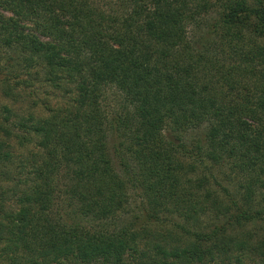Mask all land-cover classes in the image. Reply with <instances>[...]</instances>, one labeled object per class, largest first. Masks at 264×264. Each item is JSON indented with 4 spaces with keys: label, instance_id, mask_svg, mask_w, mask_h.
<instances>
[{
    "label": "trees",
    "instance_id": "1",
    "mask_svg": "<svg viewBox=\"0 0 264 264\" xmlns=\"http://www.w3.org/2000/svg\"><path fill=\"white\" fill-rule=\"evenodd\" d=\"M0 96V264H264V0H0Z\"/></svg>",
    "mask_w": 264,
    "mask_h": 264
},
{
    "label": "rangeland",
    "instance_id": "2",
    "mask_svg": "<svg viewBox=\"0 0 264 264\" xmlns=\"http://www.w3.org/2000/svg\"><path fill=\"white\" fill-rule=\"evenodd\" d=\"M47 93L51 92L49 89H47ZM31 97H34L36 99V101H34V103L32 102V104H28V103H23L20 105L21 109H19L20 112H22L23 114H34V115H39V116H44V104H42L41 101H43V99L46 97L42 91L36 92L35 94H33ZM39 100H41L39 102ZM51 104H53L55 101L51 99ZM6 105L8 106V103H6L4 100L1 99L0 96V105ZM32 105V106H31ZM29 106V107H28ZM15 108H17V106H15ZM14 132V131H13ZM9 144L12 145V147L17 150V153H24L25 151V147L22 146H18L16 143V139L14 138V135L11 139H9ZM29 148V146H28ZM6 188L5 189H10V187H7L8 184L4 185ZM4 189V190H5ZM127 193H129V202H128V208L124 213V223L127 222H133L134 226H138L141 224V220L143 217V212H142V208L144 209V205L143 202L140 198V192L138 189H128ZM3 210L6 211V213L8 212H16L18 210L16 203L14 202L13 199H7L6 202H4L3 204ZM174 222H176L175 219H172ZM150 227H154V225H151ZM154 229V228H152ZM4 250V249H3ZM9 254V252L7 253ZM9 257L6 255V253L4 252H0V262L4 263L2 261V259H8Z\"/></svg>",
    "mask_w": 264,
    "mask_h": 264
}]
</instances>
